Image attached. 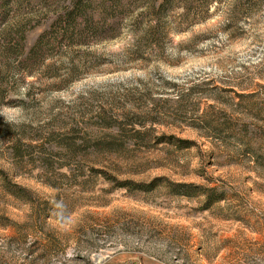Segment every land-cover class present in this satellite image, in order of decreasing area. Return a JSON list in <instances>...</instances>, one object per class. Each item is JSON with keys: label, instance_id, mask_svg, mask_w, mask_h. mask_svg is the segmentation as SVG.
<instances>
[{"label": "rangeland", "instance_id": "obj_1", "mask_svg": "<svg viewBox=\"0 0 264 264\" xmlns=\"http://www.w3.org/2000/svg\"><path fill=\"white\" fill-rule=\"evenodd\" d=\"M73 1L2 2L0 264H264V0H98L26 59Z\"/></svg>", "mask_w": 264, "mask_h": 264}, {"label": "trees", "instance_id": "obj_2", "mask_svg": "<svg viewBox=\"0 0 264 264\" xmlns=\"http://www.w3.org/2000/svg\"><path fill=\"white\" fill-rule=\"evenodd\" d=\"M4 0H0V20L4 16V7L3 2ZM95 1V2H94ZM154 2L156 0H153ZM236 1H245V0H236ZM98 0H75L72 2L70 7V12L67 14V16L64 19L58 20V22L54 23L48 30H46L44 33H42L38 39L36 40L35 46L32 49L31 52H29L26 59H32L34 53L36 51L41 52L44 48H46L50 43L55 42H62L64 40H70L73 38V36L78 32V30L82 28H87L89 22L85 19L84 15L81 14V10L87 6V4L91 3H97ZM100 2V3H99ZM97 3L98 8V16H107L110 12L116 13L120 12L121 14L127 12L128 10V4L130 0H117L112 2L109 6L103 7L100 6L102 3V0H99ZM223 0H163V2L158 6L159 10H164L166 12H173L178 9H181L184 13V18L187 20L191 19L190 24H195L196 22H203L211 17V7L213 5L219 6L221 5ZM120 9V11H119ZM127 9V10H125ZM125 10V11H124ZM1 21H0V28H1ZM57 28H60L63 33L62 36L58 39L53 35V31ZM113 26H111V29ZM5 40V39H3ZM0 42V51H2L3 47L1 46L4 41ZM6 41V40H5ZM48 44V45H47ZM41 57V56H40ZM35 57V60H39V62H42L45 57L42 56L41 58ZM41 59V61H40ZM242 126V125H241ZM251 126L249 124L243 125V130H236L232 128L227 129V134L231 136V138L237 142H239L240 139H236V135L234 133L244 132L243 135H248V133H251L254 131L255 128H250ZM242 128V127H241ZM226 132V131H225ZM229 132V133H228ZM234 132V133H233ZM252 154V151H250ZM248 154V153H247ZM0 175L3 176V173L0 171Z\"/></svg>", "mask_w": 264, "mask_h": 264}]
</instances>
